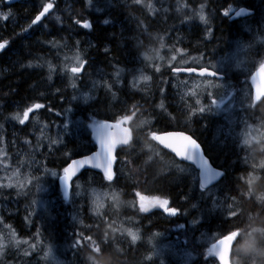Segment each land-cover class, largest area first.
<instances>
[{"label": "trees", "instance_id": "16d2710c", "mask_svg": "<svg viewBox=\"0 0 264 264\" xmlns=\"http://www.w3.org/2000/svg\"><path fill=\"white\" fill-rule=\"evenodd\" d=\"M192 1L206 5L209 24L193 20ZM48 3L52 11L33 23ZM243 6L251 15L231 17L232 9ZM9 11L7 19L0 17V149L8 159L0 172V264H51L52 257L60 264H187V250L196 256L189 264H220L207 257V239L232 232L238 234L232 263L264 264V243L261 250L243 243L255 228L264 235V98L255 101L250 82L264 61V0H0V13ZM86 19L90 30L76 23ZM206 30L214 35L205 36ZM234 47L242 55L229 65L227 52ZM181 49L222 65L223 77L213 79L238 91L230 108L239 111L235 126L227 119L233 114L200 113V105L178 96L171 83L176 66L160 63L156 53ZM77 55L82 69L73 74L69 67ZM141 72L148 76L145 87ZM242 92L251 95L243 110ZM37 103L43 107L24 119L23 111ZM132 106L133 140L117 151L115 178L84 169L64 196L52 170L63 171L71 158L94 150L89 123L120 119ZM251 124L262 129L259 149L247 142ZM170 129L192 133L214 165L228 169L224 180L201 188L198 171L156 143L153 135ZM17 171L19 180L33 185L6 187ZM92 190L103 193L102 202L91 197ZM140 193L166 199V210L132 207ZM34 197L45 205L35 207ZM125 225L135 233L126 234ZM32 245L37 250L30 253Z\"/></svg>", "mask_w": 264, "mask_h": 264}, {"label": "rangeland", "instance_id": "374dc122", "mask_svg": "<svg viewBox=\"0 0 264 264\" xmlns=\"http://www.w3.org/2000/svg\"><path fill=\"white\" fill-rule=\"evenodd\" d=\"M193 3L195 1H192ZM196 3V2H195ZM201 6H203V15L206 16V14L204 13L206 11V5L205 4H200V6H196L194 7L195 10H191L192 14H201ZM198 22H203L202 20H200V18H197ZM200 25V24H197ZM207 36H211L210 34H207ZM190 52H188L187 50H179V52L177 53H160L157 52L156 53V57L158 59V61L160 63L165 62L168 65L173 66H179V67H187V66H193V65H208L211 67H214L217 70H221L222 69V65L219 66V63L217 62H211L209 58H206L205 56H203L202 54H192V55H188ZM242 55V52H240V48L239 47H234L231 48L228 52H227V56L228 58L226 59L227 64L229 65H233L235 63V59H237L238 57H240ZM183 58V59H182ZM199 59V64H197L195 62V59ZM81 62L83 60V58L81 57ZM81 63L78 65L76 60H72L71 59V64L69 69H71L72 67H77L80 66ZM78 74V73H76ZM139 76V84L141 85L142 82V87H145L148 84V76L143 75V73L141 72ZM145 77H147L145 79ZM216 82V83H220L223 85L222 88H218L217 92L218 93H214L215 89H211V85H212V81ZM183 81H187V85H185L184 83H182ZM194 82H199L201 83L200 87L206 89L207 91L212 93V96L209 97L207 92H200L199 89H195L193 87ZM171 83L173 85V87L175 88L176 93L178 94V96L183 99V100H189L192 103H195L196 99L199 98L201 101V104L204 105L206 108L207 106L210 104L211 99H216L217 103H221V101H223V103L221 104V107L219 109H216L215 107H213V109L216 112H227L228 115L233 114L231 117H227L229 123L231 126H235V120L237 118V112H239L237 110V107H233L231 108V105L235 102L234 98L237 97V89H235L234 87H230L228 88L227 84L221 81H216L213 78H206V77H198V76H194V75H178V73H174L173 78L171 79ZM133 88L137 89V79L135 81V83H133ZM195 91L197 93L196 96H191L189 95V93ZM244 94V92H242ZM217 94V95H215ZM231 97V99H229ZM253 97V94H252ZM190 98L192 100H190ZM132 113L129 115H121V119H123L128 125H132L134 124L133 122L136 120V115H137V109L136 106H132L131 107ZM26 109L23 111L22 117L25 118V113ZM246 111H243V114L246 115ZM225 118V116H224ZM94 124V122L89 123L90 127H92V125ZM257 126L256 124H251V128L246 131L247 132V142L249 144L251 143H256L257 148H261L263 146V142H259V139H261L262 137V129L260 126H257L259 130H254L252 127ZM253 129V130H251ZM251 138L253 140H251ZM257 140V141H255ZM252 150V155H255L256 150L251 147ZM8 165V159L4 157L2 150L0 149V172L2 170L3 167ZM52 172H55L57 175L59 176V174L62 171H58V170H52ZM18 171L15 172L14 174L9 176V181L6 183V187H12L14 189H21L23 187H31L33 185V181H23V180H19L17 178ZM28 181V182H27ZM27 182V183H26ZM38 183L35 181V185H34V190L35 192H33L34 195H37L40 190L41 187L39 185L38 187ZM91 197L93 198H98L101 200H103L104 196L103 193L99 190H92L91 191ZM108 197H110V195H108ZM33 204L35 205V207H39V206H44V202L43 200L39 199L38 197H34V199H32ZM167 204V200L164 198H160L159 196H149V195H138L137 198L131 202V206L134 208H137V206L141 209V211L143 212H150L152 210L155 209H159V210H164V206ZM257 215V214H256ZM251 216V215H250ZM254 218V217H253ZM251 218V219H253ZM130 222L135 223V219H132V217H129ZM261 219L264 220V216L261 217ZM124 231L126 234H133L135 233L131 226H124ZM164 234L166 235L167 233L165 231H163ZM13 234V233H12ZM232 234H235L236 236L238 235L236 232H232ZM137 238V234L133 235ZM263 236V237H262ZM216 237H211L209 239H207L208 244H209V248L213 247L214 244V240ZM121 240H123L124 238L121 237ZM23 239H19V242H22ZM250 243V246L254 249H258L261 250L262 248H259L260 245H262L264 243V235H263V229H253L249 232H247L244 235V242L243 243ZM179 244V243H178ZM180 245V244H179ZM34 246V247H33ZM238 249L241 248V245H239L237 247ZM37 249L35 248V245L31 246V251L35 252ZM186 263L189 264L191 263L194 259H195V254L193 251L191 250H187L186 252ZM45 257V254H41V259L43 260ZM51 264H60L59 260L52 257V259L50 260Z\"/></svg>", "mask_w": 264, "mask_h": 264}, {"label": "snow or ice", "instance_id": "6c2138e0", "mask_svg": "<svg viewBox=\"0 0 264 264\" xmlns=\"http://www.w3.org/2000/svg\"><path fill=\"white\" fill-rule=\"evenodd\" d=\"M88 2L91 4L92 0H88ZM134 2L140 3V0H134ZM52 7H53V4H51V3L47 4L44 7L43 11H41L40 14L36 17L35 21H33V23L39 21L41 19V17H43L45 15V13H47L49 11V9H51ZM45 9H47V11H45ZM246 12H247V14L251 15L250 10H247V9L242 7V8H240L239 11L236 12V17H240L242 14H244ZM11 14L12 13L10 11L8 13H0V17H3V19H7L8 16H10ZM227 14L228 13L225 12V15H227ZM199 18H200V20L207 23V20H206L205 16L203 15V6H201V14H200ZM57 19H59V17H57ZM76 23L79 24L80 21H76ZM104 23L107 24V23H109V21L105 20ZM82 26L85 29H89V30L92 27L90 22H86ZM3 47H4V45H0V48H3ZM244 47L246 48L248 46H244ZM194 59H195V62L197 64H199V62H200L199 59H196V58H194ZM75 60H76L78 65L81 63V59H80L79 55L75 56ZM214 68H215V66H214ZM187 69L190 70V71H186L188 73L195 74L197 72V69L195 67H188ZM80 71H81V67H79V66L71 68V72L73 74L79 73ZM157 71H159V69H157ZM172 71L176 72V68H173ZM260 71L264 72V64H261ZM202 72H203V74H201ZM199 75L201 77H205V76L216 77V76L220 75V72H219V70L213 71L212 74L210 75L208 73V71L205 70V68H201L199 71ZM146 78L147 77H145V79ZM49 79H51V77H49ZM254 80H255V78H254ZM182 83L187 85L188 82L183 81ZM200 85H201V83L194 82L193 87L195 89H199L200 92H207L208 96L211 97L212 93L207 91L206 89L200 87ZM72 87L73 88L76 87V84L74 82L72 84ZM222 87H223L222 84L212 81L211 89H217V88H222ZM189 95L196 96L197 93L195 91H193V92L189 93ZM250 98H251V95L249 93L245 92L243 94V96L238 99V103H239L242 110L244 109L245 100L250 99ZM73 99H76V97L74 96ZM229 99H231V97ZM195 103L197 105H200V107L197 109V111H199L200 113H204L206 110L209 112L213 111V107H215L216 109H219L221 107V104L223 103V101H221V103H217L216 99H211L210 104L207 106V108L201 104V101L199 98L196 99ZM37 105H40V107H36ZM161 106H163V105H161ZM249 106H251V105H249ZM34 107L39 109V108L43 107V105L37 103L34 105ZM29 111H31V109H29ZM25 113H27V112H25ZM16 119H20V117L17 116ZM189 119H191V116L189 117ZM20 122L24 123V120H21ZM73 123L75 124V126L78 129L81 127H85L83 122L74 121ZM112 125H114V124H111V123H103V124L94 123L92 125V127L94 128V132H95V139L99 144V151L95 152L94 155H92V156H87L83 159L74 160L72 162V165H70L68 168H65V169H67V176L65 175V169H64V175L60 179H61L62 183L65 185L66 190L68 187V177H71L77 169L83 167L85 164L92 162L93 167L102 168L104 173H106L109 165H111V166L113 165V162L115 160V156L113 154L114 150L111 149V147L108 143V138L112 133ZM63 127H64L65 132L67 133L69 130V124L65 123ZM188 137L189 138L185 141L183 148H182V151L184 153L183 156L178 155L177 152L171 148H167V149H170L171 152L175 154V156L180 157L182 160L193 161L196 164H199V167L201 169L199 176L203 178V183H201V185H200L201 188H206L214 180H224L226 173H228V169L224 168V169L218 170L217 168H214L209 163V161L204 157V155L201 151L200 145L197 143V141L192 139L191 136H188ZM121 145H123V144H121ZM124 146H127V145H124ZM149 159H151V157H149ZM175 168L179 172L185 171V169L183 167H181V165L178 162L175 163ZM166 170H171V166L169 165L167 168L163 169L162 172L166 171ZM51 175L56 176L57 174L55 172H52ZM36 179L38 180L39 178L37 177ZM107 179H108V177H107ZM109 181H111V180H109ZM38 187H39V185H38ZM78 194L79 193H77V195ZM176 214H178V211ZM195 223H196V221H193V224H195ZM180 227L183 228L184 225H181ZM157 235H159V234H157ZM210 251L211 250H209V253H207V257H215V256H212L210 254ZM148 259H151V258L149 257Z\"/></svg>", "mask_w": 264, "mask_h": 264}, {"label": "water", "instance_id": "95a60500", "mask_svg": "<svg viewBox=\"0 0 264 264\" xmlns=\"http://www.w3.org/2000/svg\"><path fill=\"white\" fill-rule=\"evenodd\" d=\"M4 1L6 3L10 4L12 2H17V1H20V0H4ZM52 8L49 9V11L47 13H45V15L43 17H41V19L39 21L35 22V23H38L42 19H44L48 15V13L52 10ZM240 8H242V7H240ZM240 8L237 9L234 12L233 15L235 17H236V12L239 11ZM243 8H245L247 10H250V12L252 11L249 8H246V7H243ZM43 9L41 11H43ZM45 11H47V9H45ZM39 14H37V16ZM242 15H247V12L242 14ZM36 17L34 18V21H35ZM86 22H89V21H86ZM86 22H80V24L83 25ZM260 66L256 69V71L253 73V75L251 77L255 98L257 100H260V99L264 98V72L260 71ZM187 68L188 67L176 68V72L188 73L186 71H190V70L187 69ZM195 68L197 69V72L195 73L196 75H199V71H200L201 68H205V70L208 71V73L210 75L214 71L213 69H210V68H207V67H195ZM201 74H203V72ZM222 76L223 75L220 73V75H218L216 77H222ZM254 78H255V80H254ZM30 109H31V111H33L36 108L34 106H32ZM31 111H29L28 114H30ZM115 122L116 121L106 120V121H102V122L98 123V124H103V123L114 124V125H112V133H111V135L108 138V143H109L111 149L114 150L113 154L115 156V160L113 162V165L112 166L109 165L108 168H107L106 173H104L102 168L93 167V163L92 162H89L88 164H85L83 167L77 169L75 171V173H73V175L71 177H68L67 190L65 189V185L62 183V181L60 179L61 177H63V175H64V173H63L60 176V178H59V183H60V185H61V187H62V189L64 191L65 196H68L70 191H71L72 180L74 178H76L79 175V173L85 168L96 169V170L102 172L108 178H114V176H115L114 166H115V162L117 160L116 151H117V149L119 147L127 145L129 143V141H130V133H131L129 127H127L125 124H123L122 122H116V123ZM94 136H95V132H94ZM188 136H191L192 139L197 141V143L200 145V148H201V151H202L204 157L209 161V163L214 168H217L218 170L222 169V168H219V167L214 165V163L211 161V158L206 154V152H205L203 146L200 144V142L192 134H190L187 131L180 130V129L165 130V131H162V132L158 133L155 138L160 143V145L163 146V148L166 147L165 148L166 150L171 151L170 149H167V148H171L174 151H176L178 155L183 156L184 153L182 151V148H183V145H184L185 141L189 138ZM95 142H96V148L94 150H92L89 153H85V154L76 156L74 158H71L69 160V162L67 163L65 168H68L70 165H72V162L74 160H79V159H83V158H85L87 156H92V155H94L95 152L99 151V144L96 141V139H95ZM121 144H123V145H121ZM174 156H175V154H174ZM175 157L178 160H180V161L192 164L198 170V172L200 173L201 169L199 167V164H196L193 161L182 160L180 157H177V156H175ZM65 175L67 176V169H65ZM199 180H200V184L203 183V178L202 177L199 176ZM217 181H219V180H214V181H212L211 184H213V183H215ZM211 184H209L208 186H210ZM233 240H234V236L233 235H227V236H224V237H221L220 239H218L216 241V243L214 244V250H215L216 254L219 256L221 264H231V262H230V254H231V246H232Z\"/></svg>", "mask_w": 264, "mask_h": 264}, {"label": "flooded vegetation", "instance_id": "af4514ba", "mask_svg": "<svg viewBox=\"0 0 264 264\" xmlns=\"http://www.w3.org/2000/svg\"><path fill=\"white\" fill-rule=\"evenodd\" d=\"M196 6H198V4L197 3H193V7H196ZM191 17H193V20H195V19L199 18L200 15H198V14H192ZM205 18L207 20V23H205L204 21L203 22L205 24H209L210 23V20H209L208 16H205ZM192 22H194V21H192ZM195 26H196L195 23L193 25H191L192 28H197ZM194 33H196L197 36H200L201 35L200 30L198 28L194 31Z\"/></svg>", "mask_w": 264, "mask_h": 264}]
</instances>
